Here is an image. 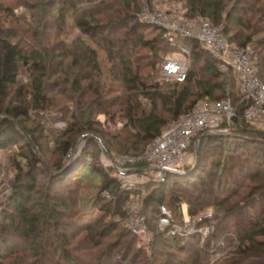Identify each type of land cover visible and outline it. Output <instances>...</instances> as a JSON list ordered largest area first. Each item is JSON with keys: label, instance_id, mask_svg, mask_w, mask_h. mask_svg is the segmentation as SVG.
<instances>
[{"label": "trees", "instance_id": "trees-1", "mask_svg": "<svg viewBox=\"0 0 264 264\" xmlns=\"http://www.w3.org/2000/svg\"><path fill=\"white\" fill-rule=\"evenodd\" d=\"M141 1L60 0L59 19L64 22L71 12L83 37L54 54L21 46V32L0 31V115L7 116L0 121V150L22 142L30 148L35 145L33 140L38 142L35 137L40 127L26 131L19 126L31 120L32 111L56 107L57 99L49 95L56 90L62 96L71 92L74 106L73 123L56 146L62 159L85 134L99 139L111 157L113 150L122 155L141 156L167 126L199 103L230 99L236 105L237 82L233 71L222 69L219 60L197 40L179 37L176 45H172L163 29L142 23L137 18ZM181 1L188 18L199 15L215 26L223 25L230 44L252 48L264 83V37H258L264 33L259 22L264 18V0ZM256 18L259 19L255 21ZM153 33L156 35L149 37ZM179 46L190 50L187 78L183 82H161L159 71H163V63L170 55L180 52ZM97 48L105 52L112 64L107 74ZM137 49L147 50V62L136 56ZM22 68L27 75L25 83L19 81ZM115 90L120 95H114ZM100 116L108 124L121 119L118 134L99 129ZM234 127L232 136L198 137L199 162L190 174L192 167H187L185 175L170 174L164 182L142 186L148 190L145 207L157 210L158 215L162 207L179 215L184 204L190 216L216 208L212 218L203 223L210 226L205 245L201 235L183 239L164 238L158 233L151 256H142L138 255L140 249H134V236L122 228L117 233L118 241L92 258H73L68 231L74 225L62 223V219L64 210L72 209L75 202L72 196L59 198L53 192L69 174L84 163L93 162L95 156L87 152L84 159L80 157L62 172L64 164L57 163L56 171L60 173L51 175L47 189L40 191L36 173L39 161L31 148L24 158L27 170L19 169L0 214V264H154L152 261L156 264L170 256L167 253L163 257L156 249L158 245L184 254L183 259L174 255L162 264H264V143L252 141H264V132L246 123L241 110ZM194 146L187 153L195 152ZM99 151L102 155V147ZM135 167L141 169L145 164ZM91 170L100 179L98 186L89 181L91 188L98 190L93 208L107 217H118L122 223L126 215L124 203L130 195L122 189L116 169L94 162ZM107 193L109 197L105 196ZM117 230V222L106 225L101 219L86 229V240L93 243L101 237V242L93 245L98 248L103 239ZM9 258L15 260L6 263Z\"/></svg>", "mask_w": 264, "mask_h": 264}, {"label": "rangeland", "instance_id": "rangeland-1", "mask_svg": "<svg viewBox=\"0 0 264 264\" xmlns=\"http://www.w3.org/2000/svg\"><path fill=\"white\" fill-rule=\"evenodd\" d=\"M149 4L153 9L160 10H168L172 7H175L177 12L185 7V4H183L181 0H152L149 2ZM61 8L62 4H60V0H0V31L4 32L12 30L15 32L17 31V33L21 32L23 38L20 37V43L21 46L25 47L26 49L31 47L32 49H43V51L45 49L46 52L53 54L55 52L57 53L63 47L70 46L71 43L79 37H83L81 32L75 27L71 12L67 13L64 22L59 19ZM257 19L259 18H256L255 21ZM259 22L264 27V18L263 20L260 19ZM23 33H25L26 36H24ZM155 35L156 34L153 33L149 37H153ZM258 37H264V33L260 34ZM87 41L90 43L89 40ZM90 44L95 47L92 43ZM250 49L252 52H254L252 48ZM98 53L104 73L107 74L112 64L107 60L105 52L98 49ZM136 53L137 57H142L143 62H147V56H145L147 54V50L137 49ZM175 54L170 55V57L174 56ZM69 61L71 60L69 59L68 62ZM189 65L190 60L188 59V66ZM55 79L58 78H53V80ZM61 79H63V77ZM158 79H160L161 82L173 81L165 76L161 69L158 74ZM19 81L21 83H25L27 81V75L24 68L21 69ZM62 87L69 89L68 85H63ZM120 93V91L115 90L113 94L120 95ZM49 95L57 99L56 107L51 108L50 111H32L30 113L31 120L39 123V125H35L36 123L33 124V122L29 120L23 121V125L19 126L20 128L25 127L22 129H25L26 131H35L38 127H40L35 137L38 142L33 140V144L35 145L30 148L26 146L25 142H22L10 145L5 149L0 150V190L5 192V194L7 193L8 198L11 195L14 183L16 181V175L18 172H20L19 169L24 172L27 170L28 166L24 158L27 157L28 151H30L31 148H34L35 156L39 161L37 168L38 171L36 173L39 180L38 188L40 191L47 189L46 187L49 183L51 175H56L69 169L77 159L80 157L84 159L86 153L91 152L95 156L93 162L88 161L84 163L83 166L73 171L71 174H69L64 182L58 185L56 191L53 192V194L58 195L59 198L72 196V199L75 202V205L72 209L67 207V209L64 210V217L62 219V223L69 222L74 225L73 230L68 231L70 235L69 250L73 258H81L85 260L92 258L109 244L117 242V233L118 231H121L122 228L134 236L136 240L134 243V249H140V253H138V255L142 256H151L153 252L152 250H155L154 247L152 248V244L154 243L155 235L158 233L163 234L164 238L178 237L183 239L201 235L203 244L205 245L208 236L210 235V226L203 223L207 219L212 218L213 212H216L217 209L214 207L208 208L203 210V212L198 215L190 216L187 212V205L185 204L181 206L179 215L167 207H162L159 210V215L157 214L158 211L154 210L152 207H145V196L147 195L148 190L142 186L147 183H152L153 180L151 178L147 179L145 175H142L141 173L144 172H141L140 169H136L135 165L137 164H127L125 162L128 158L135 156L122 155L116 150H113V156H110V160H108L103 156V153L101 155L99 151L101 147L100 144L98 147L94 142L83 139L88 135H93L85 134L79 139L73 150H71L63 159L60 158L56 152V146L58 141L65 135L66 130H69L71 124L73 123L72 112L74 106L73 102L70 100L71 92H66L62 96L59 95L58 91L56 90L55 92H51ZM6 117V115H0V121ZM99 121L102 123V125L98 128H102L112 135L118 134L122 126V120L119 118L114 123L108 124L106 118L104 116H100ZM28 136L29 139H31V135L29 134ZM196 146L197 143L194 146L195 152L191 150L187 154L186 164L185 166L183 165L181 167V175H185L187 167H192V171L194 167L198 165L199 160L198 155L196 154ZM59 162L64 164V168L60 172H57L55 165ZM94 162H101L106 167H113L114 169L115 167L126 169L131 174L126 177L119 176L120 181H124L122 189L130 195L129 199H127V201L124 203L126 215L123 218L122 223H120V219L118 217H107L103 212L93 208L97 200L95 198L97 197L98 190L91 188V183L89 181L91 180L95 186L100 185V179L98 176H93L91 174V169ZM17 164H20V167H18ZM191 171L188 174H190ZM125 183L134 184L126 185ZM105 196L109 197L110 194L107 193ZM39 197L40 195L36 198L39 199ZM66 200L67 203H69L68 199ZM164 209H166L172 215L174 222L181 225L182 227H185V221H191L193 223L196 222L197 226L195 228V233L187 234L185 236H168L167 233L162 231L159 226V219ZM156 215H158V217H156ZM138 216L145 217L147 235H142L137 230L132 229L133 225L134 227L136 226ZM101 219L104 220V224L106 225H111L113 222H117L119 230L111 233L109 237L103 239L102 245L100 247L93 248L95 242H101V237L96 238L93 243L88 242L89 240H86V229L90 226H93ZM72 234L74 235L73 237L71 236ZM156 249L163 253V257L167 253L170 255L168 256V259L162 258V261L158 260L159 262L156 264H162L164 261L173 259L172 256L174 255L176 258H184V254L175 251L173 248H164L158 245ZM14 260L15 258H9L5 260V262L10 263ZM152 262L155 264V261ZM20 263H25V261L22 260ZM143 263L144 262H142V264Z\"/></svg>", "mask_w": 264, "mask_h": 264}, {"label": "built area", "instance_id": "built-area-1", "mask_svg": "<svg viewBox=\"0 0 264 264\" xmlns=\"http://www.w3.org/2000/svg\"><path fill=\"white\" fill-rule=\"evenodd\" d=\"M137 18L144 24L163 29L172 45H176L179 37L197 40L202 48L219 60L222 69L229 68L233 71L237 82L238 102L234 105L229 99L199 103L167 126L144 155L128 158L125 161L127 164H145V167L140 169L144 172L141 174L153 181H164L167 175L181 174V167L186 164L188 149L200 140L198 137L209 133L232 136L235 131L234 122L240 110L243 111V120L246 123L264 132V83L260 79L259 68L250 48L241 49L230 44L223 25L215 26L199 15L188 18L185 7L179 12L175 7L168 10L153 9L148 1L142 0ZM179 50V53L164 61L163 73L173 81L183 82L188 74L190 50L185 46H179ZM117 169L119 176L131 175L126 169ZM121 183L123 185L124 181ZM7 199V193L0 190V214L2 204ZM159 226L168 236H185L195 233L197 224L185 221V227H182L175 223L172 215L164 209ZM132 229L147 235L145 217L138 216L136 226L133 225Z\"/></svg>", "mask_w": 264, "mask_h": 264}, {"label": "water", "instance_id": "water-1", "mask_svg": "<svg viewBox=\"0 0 264 264\" xmlns=\"http://www.w3.org/2000/svg\"><path fill=\"white\" fill-rule=\"evenodd\" d=\"M204 136H217V134L209 133V134L204 135ZM220 136H223V135H220ZM83 139H86V140H95V141H97V142L101 145V147H102V150H103V156H104L106 159L110 160V155H109V153H108L107 150L102 146V142H101L99 139H97V138L94 137V136H90V135L84 137ZM252 141H254V142H262V143H264V141H262V140H258V139H252ZM199 142H200V141L197 142V146H196V154H197V155H198V143H199ZM196 168H197V165L194 167V169H193L191 172H193ZM115 169L118 170L117 167H115Z\"/></svg>", "mask_w": 264, "mask_h": 264}]
</instances>
